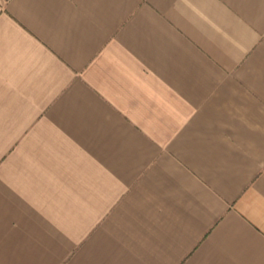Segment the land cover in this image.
<instances>
[{
    "label": "crops",
    "instance_id": "crops-1",
    "mask_svg": "<svg viewBox=\"0 0 264 264\" xmlns=\"http://www.w3.org/2000/svg\"><path fill=\"white\" fill-rule=\"evenodd\" d=\"M0 264H264V0H0Z\"/></svg>",
    "mask_w": 264,
    "mask_h": 264
}]
</instances>
